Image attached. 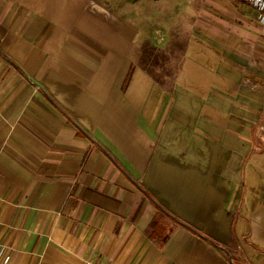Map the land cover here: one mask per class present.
Masks as SVG:
<instances>
[{
  "label": "crops",
  "instance_id": "1",
  "mask_svg": "<svg viewBox=\"0 0 264 264\" xmlns=\"http://www.w3.org/2000/svg\"><path fill=\"white\" fill-rule=\"evenodd\" d=\"M0 264H264L245 0H0Z\"/></svg>",
  "mask_w": 264,
  "mask_h": 264
},
{
  "label": "built area",
  "instance_id": "2",
  "mask_svg": "<svg viewBox=\"0 0 264 264\" xmlns=\"http://www.w3.org/2000/svg\"><path fill=\"white\" fill-rule=\"evenodd\" d=\"M250 9L256 13L264 23V0H245Z\"/></svg>",
  "mask_w": 264,
  "mask_h": 264
}]
</instances>
